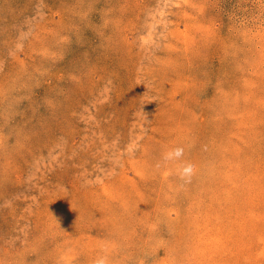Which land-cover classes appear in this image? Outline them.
Instances as JSON below:
<instances>
[{
	"label": "rangeland",
	"instance_id": "1",
	"mask_svg": "<svg viewBox=\"0 0 264 264\" xmlns=\"http://www.w3.org/2000/svg\"><path fill=\"white\" fill-rule=\"evenodd\" d=\"M0 264H264V0H0Z\"/></svg>",
	"mask_w": 264,
	"mask_h": 264
},
{
	"label": "clouds",
	"instance_id": "2",
	"mask_svg": "<svg viewBox=\"0 0 264 264\" xmlns=\"http://www.w3.org/2000/svg\"><path fill=\"white\" fill-rule=\"evenodd\" d=\"M183 153V149H176L173 153V155H175L176 157L181 156ZM193 171V167L191 165H188L185 169H184V175L190 176L191 173Z\"/></svg>",
	"mask_w": 264,
	"mask_h": 264
}]
</instances>
